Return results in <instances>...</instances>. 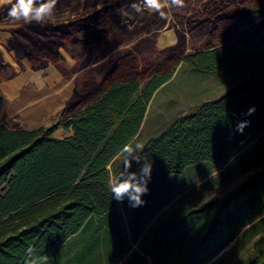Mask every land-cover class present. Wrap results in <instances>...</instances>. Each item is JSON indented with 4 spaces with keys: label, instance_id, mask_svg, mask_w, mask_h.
Listing matches in <instances>:
<instances>
[{
    "label": "trees",
    "instance_id": "trees-1",
    "mask_svg": "<svg viewBox=\"0 0 264 264\" xmlns=\"http://www.w3.org/2000/svg\"><path fill=\"white\" fill-rule=\"evenodd\" d=\"M238 2L219 17L230 37L188 49L182 61L193 70L235 75L242 82L178 117L148 141L142 155L152 171L144 204L157 202L170 180L187 168L201 162L222 167L264 133V0ZM174 73L152 77L144 86L138 81L113 83L50 126L0 125V264L121 261L129 247L119 201L108 181L123 146L140 135L156 90ZM253 106L256 111L246 115ZM244 120L250 123L241 133L236 126ZM62 129L71 134L56 136ZM142 164L133 160L131 171L138 172ZM261 164L264 140L247 149L226 174H242ZM257 178L224 200L157 223L140 250L131 251L121 264H264V203L256 208L264 191V169ZM253 188L258 192L240 203L239 196ZM240 233L237 243L225 250ZM245 244L247 249L240 252Z\"/></svg>",
    "mask_w": 264,
    "mask_h": 264
},
{
    "label": "rangeland",
    "instance_id": "rangeland-1",
    "mask_svg": "<svg viewBox=\"0 0 264 264\" xmlns=\"http://www.w3.org/2000/svg\"><path fill=\"white\" fill-rule=\"evenodd\" d=\"M238 3L184 0L183 7L166 6L161 17L146 9L144 0H58L53 18L44 24L13 21L7 15L11 4L0 5V125L25 129L50 126L64 114L78 112L113 83L138 81L144 86L152 77L169 76L175 71L153 95L140 135L133 142L145 146L178 117L242 82L235 75L193 70L182 61L188 49L208 47L230 37L225 35L219 17ZM189 12L193 16H188ZM170 35L175 38L172 44ZM105 56L98 65L82 69ZM69 134L63 129L55 133L59 137ZM261 140L264 133L222 167L201 162L187 168L170 180L155 203L133 208L127 198L119 202L129 251L118 264L131 251L140 250L157 223L204 203L224 200L257 178L264 164L242 174L238 170L226 173L236 159ZM123 163L122 156L112 176L119 175ZM258 190L241 194L238 201H246ZM263 203L264 191L256 208ZM240 236L225 250L232 248ZM247 247L243 245L240 252Z\"/></svg>",
    "mask_w": 264,
    "mask_h": 264
},
{
    "label": "clouds",
    "instance_id": "clouds-1",
    "mask_svg": "<svg viewBox=\"0 0 264 264\" xmlns=\"http://www.w3.org/2000/svg\"><path fill=\"white\" fill-rule=\"evenodd\" d=\"M58 0H0V5L4 3L11 4L8 9V17L16 22L25 24H44L53 18ZM183 7L184 0H144L146 9L153 13H158L164 17L163 9L168 6ZM137 12L142 9L133 5ZM256 111L255 106L250 107L246 115H252ZM250 121L244 120L237 124V131L243 132ZM145 146L141 143L125 144L122 149L124 158V168L119 175H113L109 178L108 188L113 198L119 202L128 199L129 205L133 208L142 206L145 201L142 197L148 193V182L151 178L152 164L146 156L142 155ZM143 164L139 171H130L132 161ZM34 249L29 246L28 255L33 253Z\"/></svg>",
    "mask_w": 264,
    "mask_h": 264
},
{
    "label": "crops",
    "instance_id": "crops-1",
    "mask_svg": "<svg viewBox=\"0 0 264 264\" xmlns=\"http://www.w3.org/2000/svg\"><path fill=\"white\" fill-rule=\"evenodd\" d=\"M174 40H175L174 36H173V35H170V36H169V40H168L169 43H170V44L174 43ZM152 99H153V97H152ZM151 101H152V100H151ZM138 137H139V136H137V137L135 138V140H136ZM135 140H134V141H135Z\"/></svg>",
    "mask_w": 264,
    "mask_h": 264
}]
</instances>
